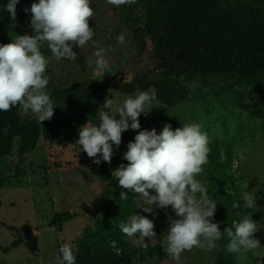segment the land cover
<instances>
[{
	"label": "rangeland",
	"instance_id": "374dc122",
	"mask_svg": "<svg viewBox=\"0 0 264 264\" xmlns=\"http://www.w3.org/2000/svg\"><path fill=\"white\" fill-rule=\"evenodd\" d=\"M90 6L94 10L89 21L94 29L92 40L79 50L74 49L75 60L51 59L46 71L50 80L48 89L65 81L74 83L88 77L108 80L112 86L106 98L111 89L115 109L127 96L134 95L119 90L121 81L141 83L156 77L151 70L153 54L150 48L139 54L135 35L125 27L119 6L108 0H90ZM121 32L127 33L124 45L117 41ZM7 39L4 44L12 42L14 37ZM41 47L51 58L47 44ZM100 48L106 50L105 58L110 64L104 74H99L95 67L94 53ZM83 63L87 64L86 75H83ZM232 76L234 74L227 78L208 76L205 85L201 80L186 82L182 77L179 82L187 85L189 101L174 106L155 101L149 106V112L142 113L139 119L141 124L154 122L160 132L166 124L172 126L177 122L180 127L185 123L202 126L209 136L210 152L198 178L207 181L211 199L214 200L215 192L222 188L229 193L232 204L239 202L234 225L245 216H252L260 227L254 236L260 240L261 248L247 252L243 259L233 253V264H264V101L259 98L257 87L227 89L226 84L233 82ZM236 94L243 108L236 102ZM78 139L77 134L69 142L49 144L42 138L24 161L16 142L10 155L0 157V264H59L61 245L70 243L74 250L85 225L101 213L104 184L92 175L84 176L83 172L96 164L94 158L88 157L76 144ZM129 142L134 141L122 139L119 147L113 145V171L120 164L128 163L123 156ZM251 190L255 193L256 206L249 209L244 206L242 192ZM150 192L155 194L154 190ZM138 201L141 206L139 196ZM153 209V213H146L142 208L139 214L154 221L157 236L149 247L144 248L135 238L128 237L135 264H215L217 247L211 251L194 247L183 252L177 261L168 255L160 259L159 242L165 240L169 217H176L171 206L166 209L153 206ZM65 211L76 215L61 227L50 225L57 213ZM3 247L9 249L3 252Z\"/></svg>",
	"mask_w": 264,
	"mask_h": 264
},
{
	"label": "trees",
	"instance_id": "16d2710c",
	"mask_svg": "<svg viewBox=\"0 0 264 264\" xmlns=\"http://www.w3.org/2000/svg\"><path fill=\"white\" fill-rule=\"evenodd\" d=\"M34 2L38 0H19L17 18L12 21L5 7L9 0H0V45L10 36L33 34L31 13L24 9H30ZM119 7L125 27L135 35L139 54L149 48L152 51L154 65L151 70L156 74L143 83L121 81L119 90L123 94L155 87L156 102L174 106L190 99L187 85L180 83V78L186 82L201 80L205 85L208 76L227 78L234 74L233 82L226 84L227 89L257 87V94L264 101V0H135L133 4ZM82 66L83 75H86L87 64ZM111 86L108 80L88 77L49 88L56 108L52 119L43 124L22 113L18 106L0 111V157L10 155L18 142L24 161L26 154L35 149L42 138L49 144L69 142L81 126L88 122L98 124L97 112ZM235 99L243 108L239 94ZM179 127L178 122L172 125L173 130ZM5 128L8 129L6 134ZM153 128L160 133L157 124L143 121L141 129L123 132L122 139L134 141L138 131ZM112 165L113 160L110 164L102 161L83 172L84 176L92 175L104 184L103 208L76 239V264H135L129 238L118 224L127 222L136 212L140 214L142 208L134 193L129 192L126 200L119 199L124 190L112 176ZM214 201L217 210L213 222L219 224L222 232L227 227L235 231L236 209L229 193L217 189ZM75 215L70 211L57 213L55 226L61 227ZM228 242L226 234L217 242L215 264H233V253L225 250ZM8 249L2 248L3 252ZM158 255L160 259L168 255L163 239L158 245Z\"/></svg>",
	"mask_w": 264,
	"mask_h": 264
},
{
	"label": "clouds",
	"instance_id": "9594fccd",
	"mask_svg": "<svg viewBox=\"0 0 264 264\" xmlns=\"http://www.w3.org/2000/svg\"><path fill=\"white\" fill-rule=\"evenodd\" d=\"M18 3L19 0H9L5 6L12 21L17 18ZM108 3L119 6L133 4L135 0H108ZM24 11L31 13L33 34L17 35L12 42L0 45V111L18 106L22 113L34 115L43 124L52 119L56 108L46 76L51 59H76L74 49L83 47L93 38L94 29L89 21L94 10L90 0H38ZM126 35V32L118 35L120 45L126 43ZM44 44H47L51 58L42 52ZM105 53L103 48L94 53L99 74H104L110 67ZM112 92L110 89L109 97L97 112L99 123L88 122L81 126L76 141L88 157L94 158L96 165L102 161L111 163L113 145H121L123 132L130 128L141 129L139 117L142 113L147 114L146 108L157 100L155 87L145 91L137 89L134 95L127 96L122 105L113 109ZM3 131L6 134L8 129ZM209 142L208 133L198 123H185L175 130L171 124H166L160 133L155 128L138 131L123 156L128 163H122L112 171L118 186L124 190L119 194L120 200H126L129 192L134 193L140 197L146 213H153V206L161 209L171 206L176 218L169 217L164 247L173 261L194 247L211 251L224 234L229 238L226 252L239 254L238 259L261 248L260 240L254 236L260 227L252 216H245L236 223L235 231L227 227L222 232L219 224L213 222L217 203L210 198L207 181L198 178L208 162ZM242 198L246 208L256 206L253 190L242 192ZM233 207H239V202H234ZM118 227L144 248H148L157 236L154 221L137 212L127 222H119ZM59 253L60 264H76L70 243L62 244Z\"/></svg>",
	"mask_w": 264,
	"mask_h": 264
},
{
	"label": "water",
	"instance_id": "95a60500",
	"mask_svg": "<svg viewBox=\"0 0 264 264\" xmlns=\"http://www.w3.org/2000/svg\"><path fill=\"white\" fill-rule=\"evenodd\" d=\"M56 224V222H55V219L51 222V224L50 225H55Z\"/></svg>",
	"mask_w": 264,
	"mask_h": 264
}]
</instances>
